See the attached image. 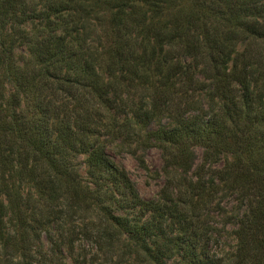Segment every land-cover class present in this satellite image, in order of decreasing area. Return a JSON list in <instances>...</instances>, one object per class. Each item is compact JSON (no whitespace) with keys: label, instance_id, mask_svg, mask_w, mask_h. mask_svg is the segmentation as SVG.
Here are the masks:
<instances>
[{"label":"trees","instance_id":"trees-1","mask_svg":"<svg viewBox=\"0 0 264 264\" xmlns=\"http://www.w3.org/2000/svg\"><path fill=\"white\" fill-rule=\"evenodd\" d=\"M101 259L264 264V0H0V264Z\"/></svg>","mask_w":264,"mask_h":264},{"label":"rangeland","instance_id":"rangeland-1","mask_svg":"<svg viewBox=\"0 0 264 264\" xmlns=\"http://www.w3.org/2000/svg\"><path fill=\"white\" fill-rule=\"evenodd\" d=\"M188 6L189 4L187 3V8ZM136 146L137 144H134L131 149H134ZM108 154L118 165L126 168L143 198L157 196L164 183L161 170L163 159L161 150L158 147L151 146L147 149H139L138 156H135L130 152L129 146L116 143L108 145ZM83 159L84 156L79 157V160ZM139 159L145 160V167L140 163ZM82 174H86L85 165H83ZM226 236H228V233H226ZM223 241L227 247L229 243H232L230 238H225ZM98 263L115 264L114 261L108 260L103 262L102 259Z\"/></svg>","mask_w":264,"mask_h":264}]
</instances>
